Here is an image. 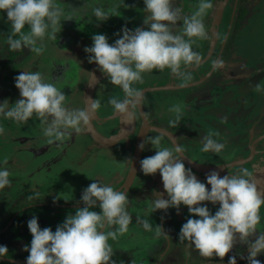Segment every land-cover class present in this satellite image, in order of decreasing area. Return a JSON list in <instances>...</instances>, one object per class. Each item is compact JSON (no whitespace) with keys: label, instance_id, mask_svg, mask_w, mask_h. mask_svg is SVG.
I'll return each instance as SVG.
<instances>
[{"label":"flooded vegetation","instance_id":"1","mask_svg":"<svg viewBox=\"0 0 264 264\" xmlns=\"http://www.w3.org/2000/svg\"><path fill=\"white\" fill-rule=\"evenodd\" d=\"M115 1L116 4L114 0H111V2L104 1L105 3L100 6L97 2L96 4L87 5L82 4L81 0H54L55 5L63 10L61 22L57 25L54 36L57 35L58 38L60 36L62 43L65 45H59L56 42L50 44L49 42H43L42 39H37L33 45L35 51L32 58L38 57L39 64L30 61L32 58L28 52L31 48H27V54L20 49L12 50L9 48L8 38L9 33L12 34L11 24H0V59H6V55L9 56L11 53H15L10 65L0 69V90L6 92L9 96L7 101L10 100V103L11 101L15 103L16 100L21 98L19 89L15 86V77L18 74L40 71L46 82L54 83L65 94V107L70 110L83 109L85 106L84 91L88 81L93 78L92 73H95L97 79L93 78L95 86L92 97L100 105L88 126L78 132L72 131L63 140L52 143H49V138L44 135L43 128L45 125L41 123V119L37 116L31 117L25 123L15 120V124L10 123V129L6 127L7 131H3L2 136H0V140L6 141L7 145L16 142L10 156L4 159L5 164L9 167L6 169L10 170L9 179L11 183L7 188L0 189V194L3 195L2 201L8 202V206L9 203H12L10 207L18 203L21 205L22 210L34 208L33 216L35 217L38 216V212L43 214L45 211L51 210L54 216L55 213H58V210H66L67 212L65 211L62 215L66 218L70 214L74 215V211L78 210L66 206L83 205V202L80 201L83 189L98 180L103 184L112 186L114 190L126 191L128 196L126 210L132 216V222L129 224L126 233L123 235L118 234L115 240L110 237L108 239V244L113 250L112 259L116 261V264H120L118 258L124 260L127 258L128 264H228L229 256L233 255L236 256L237 264H248L247 260L242 259V257L248 255V248L247 245L239 241L238 234L233 248L225 255L223 260L218 257H202L189 242L178 239L182 224L190 216L187 206L181 205L179 210L170 207L167 210L152 211V199L156 198L158 194L162 193L163 198H168L159 171L156 174L144 175L140 169V161L145 157L154 155L156 152L155 146L147 143L145 149L141 150L136 166L132 168L131 165L139 135L144 129L146 132L144 141L148 137L162 135V146L173 149L177 143L182 146L184 153L181 154V158L184 160L186 168H191L197 179L202 182L206 181V175L212 170L219 171L222 177L229 172L236 174L240 168H246L252 173L251 179H253L255 173L264 168V106L258 107L261 98L257 97L255 99L251 95L258 90L262 95L264 93V60L260 57L262 48L260 44L264 40V0H211L212 6L207 9L206 14L203 16V23L208 13L215 14L213 21L216 23L228 15V32L233 37L235 36V40L231 44L229 52L227 51V44L219 45L215 62L211 63V67L216 72L214 75L206 79L205 74L199 76V80H194V82L201 81V83L191 87V90L196 91L192 95L194 93L196 95L192 96L194 99H189L187 104L194 103V105L190 106L189 111L183 109L182 113H185V119L181 121L175 117L171 118L163 115V111L170 108L167 102L172 101L171 104L176 102L175 96H170L167 93L177 92L180 84H173L170 77L172 85L165 84V86H162L164 83L159 81L158 75L161 71L157 69L143 73L142 80L133 85L142 92V103L133 110L131 119L128 116L114 113L112 106L108 103L109 99L113 97L123 99L124 93L119 86L112 84L106 75L98 70L95 62H88L87 57L89 54L84 51V48L92 45L93 34L91 32L106 34L105 31H107L108 36L111 34L118 38L117 34L120 33L122 27L127 26L129 29L140 27L141 24H144V17L147 15L143 11V0H124V3L123 0ZM198 3L199 0H174V6L181 8L182 14L188 16L198 8ZM241 6L245 7L246 10L243 20L244 25L239 31L235 32L233 31V23L239 12H242ZM95 8H101L111 14L110 17L106 21H97L93 13ZM22 31L24 33L29 32L28 26L26 25ZM173 31L175 30L173 29ZM210 33L211 38L214 37L216 28L212 27ZM48 34L50 32L45 35ZM244 37H247L248 40H244ZM204 39L201 38L199 46L196 48L201 58H203L205 50L211 48L210 44L214 40L212 38L210 43L204 44ZM255 42L257 45H253ZM49 48L53 50V53H48ZM248 48L250 50L246 52ZM22 54L27 55V60L25 55L23 58ZM256 54L259 55L256 56ZM49 59L54 60V62L69 59L74 63L72 62L68 66H61L56 63L54 66L41 65V62ZM244 62L252 70V78L256 79L250 84L245 79H239V73L242 72L239 65ZM15 64L18 65L15 66ZM232 65L237 71L236 75L229 73ZM13 68L15 70L14 76L11 70ZM9 71L10 75L7 79ZM73 72L76 73L75 76L72 75ZM172 75L170 74V76ZM212 77L218 79L215 86L224 85L216 93L218 102L215 105L209 100L211 90L215 86L207 88L203 85ZM61 79L64 81H61ZM187 84L191 85L190 82ZM200 86L205 87L202 92L197 91ZM227 91V94L235 93L233 97L236 101V107H239L238 113H234L237 114L235 116L231 115L233 110L222 106L225 105L226 99L221 102V98L224 96L223 92ZM250 91L252 93H249V97L246 96ZM225 96L228 98L227 95ZM200 108L202 109L199 115L192 116L191 112ZM256 108H259V113L254 115L253 112ZM227 111H230V113H227ZM145 114H147V117ZM238 116H241L242 119ZM222 117L233 118V123L229 120L223 122ZM178 124H181V126H178ZM257 125H262V127L258 129ZM256 126L257 130H255ZM205 135H211L218 142L223 143L225 145L223 150L219 153L201 151L202 138ZM110 136L117 137L116 143L110 147L100 146L97 140L101 137ZM228 152H230V156L225 157ZM19 153L25 157V170L23 171L22 168H14L18 161L16 155ZM239 159H244V161L239 162ZM223 163L225 164L223 165ZM0 166H2V162ZM11 170H16L19 174L16 175L15 171ZM21 173L24 177L20 175ZM30 173H34V175ZM34 176L36 178L37 176L40 177V182L39 180L32 182ZM66 177L72 178L69 186L59 182L60 179L63 180ZM17 181H21L20 187L22 189L17 191L18 194L16 193L13 198H7V189L15 186ZM34 183L35 186L30 188L29 185ZM62 186L68 189L66 199L61 197L60 189L63 188ZM24 187L27 189H23ZM35 188H44L46 191L40 196L41 193L38 195ZM207 188L210 190L211 186L207 185ZM58 195L60 198L54 203L53 198ZM203 204L207 205L211 214H215L219 207L218 203L214 205L205 201ZM8 206L7 208H1L3 214H6L7 209L10 208ZM94 210L100 211L98 207ZM17 213L18 211L9 222H13ZM258 214L260 223L257 225V234H259V231H264V205H261ZM63 217L58 221L57 219L60 216L58 218L54 217V221H51L54 227L53 231L59 224L63 223L65 220ZM41 218H45H38V220L44 222L41 226L43 227L49 221L45 215ZM138 218L140 221L148 220L152 225V229H144L142 223L138 222ZM1 222L0 217V224ZM10 224L4 226V230L1 229L0 232L7 230ZM24 226L26 228L27 224ZM159 226H161L164 234L157 236L156 231ZM117 228L116 225H106L102 230L107 233ZM249 239H255V236H251ZM27 245L30 246V244ZM181 246L183 247L182 255L179 254V258H174L173 256L178 253ZM163 251L164 254L158 258ZM257 258L264 262V252L258 255ZM180 260L185 261L181 262Z\"/></svg>","mask_w":264,"mask_h":264},{"label":"clouds","instance_id":"2","mask_svg":"<svg viewBox=\"0 0 264 264\" xmlns=\"http://www.w3.org/2000/svg\"><path fill=\"white\" fill-rule=\"evenodd\" d=\"M143 3V11L147 13L145 28L124 26L120 30L122 34L118 33L119 38L111 44L105 34H95L92 45L84 48L89 54L88 62H95L98 70L124 93L123 99H109L114 113L130 119L133 110L142 103V92L133 85L142 80L143 73L168 68L173 74L182 75V64L200 63V55L192 48L193 38H206L203 16L212 6L211 0H199L198 8L188 16L174 6V0H143ZM0 12H6L11 24L8 46L19 50L31 48L46 33L54 35L63 10L54 0H0ZM93 13L97 21H106L111 15L101 8L93 9ZM177 22H182V26L173 32ZM26 25L29 32L24 33L22 30ZM16 34H20V38H14ZM92 76L97 79L95 73ZM15 86L21 98L11 108H7L6 101L0 103V115L27 122L35 114L45 125L43 133L49 143L61 141L72 131L78 132L88 126L100 106L89 97L86 108L68 109L65 94L54 83L46 82L40 71L21 72L15 77ZM173 110L179 112L180 108L176 106ZM162 138V135L148 137L138 146L140 150H144L147 143L155 146V154L143 158L140 169L144 175L159 171L168 197L163 198L161 193L152 199V211L170 207L179 210L181 205L187 206L190 216L180 228V241L189 242L202 257L223 260L233 248L238 234L239 241L248 248V255L242 259L248 264H261L256 257L264 252V231L257 234V225L264 193L251 179L252 173L240 168L236 174L229 172L221 177L219 171L212 170L202 182L191 168H186L181 158L183 147L178 143L174 149L164 147ZM202 145L203 152L219 153L225 147L211 135L202 138ZM9 175L6 168L0 167V189L11 183ZM207 185L211 186L210 190ZM59 198V195L54 197L53 202ZM80 201L84 206L74 215H68L55 231L50 227L41 228L35 216L27 222L32 240L30 246H24L29 252L26 264H116L108 239L115 240L118 234L126 233L132 222V216L126 210V191L114 190L97 180L83 189ZM205 201L219 204L215 214L203 204ZM97 207L99 212L94 210ZM138 222L144 229H152L148 220L138 218ZM106 225L118 228L105 233L102 229ZM162 234L159 226L156 235ZM251 236L255 239L250 240ZM8 253V247L0 245V257ZM228 264H237L236 256H229Z\"/></svg>","mask_w":264,"mask_h":264},{"label":"rangeland","instance_id":"3","mask_svg":"<svg viewBox=\"0 0 264 264\" xmlns=\"http://www.w3.org/2000/svg\"><path fill=\"white\" fill-rule=\"evenodd\" d=\"M220 5V4H219ZM214 8L215 9H217L216 8V6H214ZM214 15L215 14H210V13H208L207 14V16H206V20L204 21V25L206 26V38L204 39V44H207V43H210L211 41V39L213 38L214 40L211 42V48L210 49H207V50H205V52H204V56H203V58H201V60H200V63L198 64V65H191V66H184L183 64L181 65V70H182V75H177V74H173L172 72H171V70L170 69H168V68H166V69H164L163 71H161L160 73H158V75H159V81L161 82L162 81V83H164V85H162V86H165V84H167V85H172V83L170 82V77H171V79L173 80L172 82H173V84H180V87H179V90L177 91V92H175V93H167V94H169L170 96L172 95L173 97L175 96V100H176V102L174 103L173 102V104H171L170 102H172V101H170V102H167L168 103V106L170 107V108H168L166 111H163V115H165V116H167V117H171V118H177L179 121H181V120H183V119H185V113L183 114L182 112H183V109L185 110V111H189L190 110V106H193L194 105V103H192L191 105H189V104H187V101L189 100V99H194L192 96H194V95H196L195 93H194V95H192L193 94V92H196L195 90H191L192 88L190 87V88H185L188 84L187 83H189L190 82V84L192 83V82H194V80H197L198 78H199V76L201 77L202 75H205L206 74V72H207V74H208V72H209V70H210V68H211V63H214L215 62V57H216V54H217V52H218V48H219V45H221V44H227L226 45V47H227V51L229 52L230 50H229V48H230V46H231V44H233L234 43V40H235V36L233 37V35H231L229 32H228V25H229V16L228 15H226L225 16V18L222 20V19H220L219 20V22H218V25H217V27H215V26H212V23L214 22L213 20H214ZM7 22V23H6ZM0 24H10V22L7 20V14H6V12H0ZM92 25H94L93 23H92ZM180 26H182V22H177V25H176V27L174 28V30L176 31H179L180 30ZM9 27V26H8ZM140 27L141 28H145L146 27V25L145 24H141L140 25ZM212 27H214V29L216 28V34L214 35V37L212 36V38H211V33H210V29L212 28ZM95 28V27H94ZM87 29V28H86ZM96 29V28H95ZM100 30H104V29H100ZM175 31H173V32H175ZM88 33L90 34V32L88 31ZM105 35L107 36V38H108V42L111 44V43H114V41L116 40V39H118L117 37H115V36H112L111 34L108 36L107 35V31H105ZM91 34H93V35H95V34H98L97 32H91ZM229 34H230V36H229ZM263 34H264V32H263ZM10 35H12V34H10L9 33V36ZM62 36H63V33H62ZM20 38V34H17L16 36H15V38ZM17 38V39H18ZM63 39H65V37H63ZM42 41L43 42H49L50 44H53V43H57V44H59V45H65V44H63L62 43V41H61V38H60V36H59V38L57 37V35H53V34H48L47 36L45 35V37H44V39H42ZM92 43H93V41H92ZM263 43V44H262ZM253 45H257V43L255 42ZM262 45V46H261ZM260 46L262 47L261 48V50H260V53H261V55H260V57L261 58H263V60H264V40H263V42H261V44H260ZM21 51H23V52H25L26 54H27V48H22V49H20ZM34 51H35V48L32 46L31 47V49L29 50V52H28V54H29V56L32 58V54L34 53ZM193 51H195V52H197V49H193ZM226 51V52H227ZM48 53H53V50L52 49H48ZM198 53V52H197ZM26 54H22L23 55V58H24V55H25V58H26V60H27V55ZM257 55H259V54H256V56ZM7 56V59L10 57L11 59H12V57H13V54L11 53L9 56L8 55H6ZM227 58L229 57V55L228 56H226ZM225 57V58H226ZM52 59H54V58H52ZM52 59H49V60H46L45 62H41L42 64L41 65H46V66H54L55 65V63L56 64H58V65H64V66H68V65H70V64H72V62L73 61H70L69 59H65V61L64 60H61V62H54V60H52ZM206 59H208L207 61H205ZM30 61L32 62V63H36V64H39V58L38 57H33L32 59H30ZM206 63H205V62ZM218 62V61H217ZM216 62V63H217ZM16 63V62H15ZM74 63V62H73ZM4 65H5V62L3 63ZM9 64H7V66H8ZM18 64H15V66H17ZM14 66V67H15ZM263 66H264V64H263ZM6 67V66H5ZM234 67V65H232V67L229 69V73H231V74H235L236 75V70L233 68ZM239 67H241V70H242V72L241 73H239L240 74V77H239V79L241 80V79H245L247 82H248V84H250V83H252L253 81H255L256 79H254V78H252V70H250V68H248L247 67V63L246 62H244V63H241L240 65H239ZM217 68V67H216ZM264 68V67H263ZM12 70V72H13V76L15 75V70H14V68L13 69H11ZM53 70V69H52ZM221 70V69H220ZM74 71H76V70H74ZM75 74L76 73H74L73 72V74L72 75H74L75 76ZM170 74H173L172 76H170ZM206 74V75H207ZM9 75H10V71H9V73H7V79H9ZM199 80V79H198ZM218 79H216V78H210V79H208L203 85H205L207 88H212V87H214L215 85H216V81H217ZM61 81H64V80H62L61 79ZM246 82V83H247ZM166 85V86H167ZM9 86H12V85H9ZM224 85H220L219 87H217V86H215L212 90H211V94H210V102H212L213 103V105H215V104H217V102H218V97L216 96V93H218V90L220 89V88H222ZM58 87V86H57ZM234 87V86H233ZM203 88H205V87H203V86H200V87H198V89H197V91L199 92H202L204 89ZM228 93V91L227 92H223V95L224 96H222V98H221V102H223V100L224 99H226V102H225V105H222V106H224V108H229V110H233V112H231V115H237V114H234V113H238V111H239V107H236V104H235V98L233 97V94H235L234 92H232V93H230V94H227ZM225 95H227L228 96V98H226V96ZM252 95V97H254L255 99L257 98V97H259V98H261V100L258 102V104H259V106L258 107H262V106H264V93H263V95H262V93L260 92V90H258L257 92L255 91L253 94H251ZM13 96V95H12ZM7 98H9V96L7 95V93L6 92H3L2 90H0V103H2V102H4V101H6V105H7V108H11L12 106H14V103H12V101H11V103H10V100H8L7 101ZM11 98V97H10ZM254 98H253V100H254ZM171 100V99H170ZM168 101V100H167ZM176 106H179V108H180V111L179 112H176V111H174V110H172V109H174ZM224 108H223V110H224ZM201 109L202 108H200L199 110H197V109H195V111L194 112H191L192 113V116H196V115H199V113H200V111H201ZM225 109V110H226ZM184 111V112H185ZM245 111V110H244ZM190 113V114H191ZM227 113H230V111L228 112L227 111ZM242 113H243V111H242ZM257 113H259V108H256L255 110H254V112H253V114L254 115H256ZM253 115V116H254ZM36 115H33L32 116V118L33 117H35ZM238 117H240V119H242V117L241 116H238ZM222 119V121L224 122H226L227 120H229V121H231V123H233V118H226V117H222L221 118ZM10 123H13V124H15V121L14 120H12V119H8V118H5L4 116H0V129H3V131H5L6 130V127H7V129H10ZM23 123H25V122H23ZM22 123V124H23ZM9 125V126H8ZM178 126H181V124H178ZM177 125H176V127H178ZM258 126V125H257ZM257 126L255 127V130H257ZM262 127V125H259L258 126V129H260ZM209 130H210V128H209ZM3 131L2 132H0V136H2L1 134L3 133ZM7 131V130H6ZM218 132V131H217ZM215 133H216V131H215ZM18 136V135H17ZM21 139V138H20ZM10 145V146H9ZM16 145V142H12V143H10V144H8L7 145V143H6V141H4V140H0V163L2 162V166H0V167H2V168H9V167H7V164H5V161H4V159L5 158H8L9 156H10V154H11V150L14 148V146ZM230 152H228V153H226L225 155V157H229L230 155ZM16 159L18 160L17 161V164L16 165H14V168H22V171L23 170H25V157L23 156V154H18V155H16ZM242 161H244V159H239V162H242ZM21 164V165H20ZM225 163H223V165H224ZM21 166V167H20ZM21 170V169H20ZM9 171V174H10V170H8ZM11 171H15V173H16V175L17 174H19V172L18 171H16V170H11ZM33 172V171H32ZM262 173V172H261ZM260 173V171H258L257 173H255V175L252 177L253 179H257L258 178V176L261 174ZM30 174H33L34 175V173H30ZM20 175H22L23 176V174L21 173ZM10 176V175H9ZM36 176V175H35ZM33 177V179H32V182H37V180H39V182H40V177H38L37 176V178L36 177ZM24 177V176H23ZM71 179L72 178H70V177H66V178H64L63 180L62 179H60L59 180V182H61L62 184H65V186H69V185H71ZM27 182H28V180H27ZM19 183V184H18ZM20 183H21V181L19 182V181H17L16 182V185L15 186H12V187H10V188H8L7 189V198H9V199H11V198H13L14 196H16V193H17V191H20V189H22V187H20L21 185H20ZM16 186H17V188H16ZM35 186V183L32 185H29V187L31 188V187H34ZM65 186H62L63 188H61L60 189V192H61V197H62V199H66L67 197H68V194L66 193V192H68V189H67V187H65ZM8 186H6L5 188H7ZM23 189H27V188H23ZM35 190H36V192H38V195L40 194V196L41 195H43L44 193H45V191H46V189H36L35 188ZM18 194V193H17ZM21 197V196H20ZM2 198H3V195L2 194H0V205H3L4 206V208H7V206H8V202H3L2 201ZM12 205V203H9V206L8 207H10ZM41 205V204H40ZM64 208V207H63ZM66 210H58V213H55L56 215H54L53 216V212L51 211V210H47V211H45L43 214L42 213H40V212H38V218H40V219H45V218H41L43 215H45V217L46 218H48V224H47V222H46V224L43 226V227H41V228H44V227H50L51 229H53L54 227L52 226V224H51V221H54L53 219H54V217H56V218H58V216H60V218L59 219H57V221L58 220H60L63 216V214H64V212H65ZM67 212V211H66ZM47 213V214H46ZM71 215V214H70ZM0 217H1V219L3 220L5 217H6V215L5 214H3L2 213V210H1V208H0ZM64 218V217H63ZM65 219V218H64ZM47 220V219H46ZM61 222V221H60ZM51 224V225H50ZM27 228V227H26ZM4 230V229H3ZM2 230V231H3ZM27 231L28 232H26L23 236H21V237H19L18 239H15V240H10V239H8V238H4V237H2V238H0V241L2 242V243H4L5 245H8L10 248L11 247H16L17 248V250L18 251H23L24 250V246L25 245H27V244H30V242H31V240H32V235H31V233H30V231H29V229H27ZM187 246H189V247H192L191 245H187ZM175 249H176V247H175ZM182 249H183V247L181 246L180 248H179V250H178V253H176L173 257L174 258H179V254H180V256L182 255L181 253H182ZM165 251V250H164ZM164 251L163 252H161L160 253V255L158 256V258L160 257V256H162L163 254H164ZM11 255H13V253L11 254ZM28 255H29V252L28 251H25L24 252V256H26V257H28ZM200 255V254H199ZM256 259H258L257 257H256ZM118 260L120 261V264H128V262L129 261H127V258H126V260H124V259H120V258H118ZM186 260V259H185ZM185 260H180L181 262H183V261H185ZM215 260H218V259H215ZM0 264H10V263H8V261H6V260H1V258H0ZM12 264V263H11ZM178 264H181V263H178ZM261 264H264V262L263 261H261Z\"/></svg>","mask_w":264,"mask_h":264},{"label":"trees","instance_id":"4","mask_svg":"<svg viewBox=\"0 0 264 264\" xmlns=\"http://www.w3.org/2000/svg\"><path fill=\"white\" fill-rule=\"evenodd\" d=\"M109 1L111 2V0H81L82 4H97L102 6L105 2ZM113 1V0H112ZM115 4L116 1L114 0ZM242 7V8H241ZM241 10L242 12H239V14L237 15L234 23H233V31L237 32L239 31L242 27H243V20L245 18L246 15V10L245 7L241 6ZM194 39V43L192 45L193 49H196L199 46V42L201 41V38H193ZM13 56L15 55V53H12ZM11 58L9 57L7 59H0V69L2 68H6L7 64L10 65L11 62ZM5 62V65L3 64ZM6 66V67H5ZM4 207L3 205H0V208ZM16 211H18V213L16 214L13 222L10 224V226L8 227L7 230L0 232V238L4 237V238H8L10 240H15L18 239L19 237H21L23 234H25V231L28 229L25 228L24 225L27 224V222L33 217V211L34 208H30V209H26V210H22L21 209V205H19L18 203L15 204L14 206L10 207L9 209H7L6 211V217L2 220L1 224H0V230L4 228V226H6L9 222V220L12 218V216L16 213ZM38 223L40 225V227L44 224V222L42 220H38ZM28 232V231H27ZM0 245H5L4 243H2L0 241ZM8 247L9 253L7 256V258H27L26 256H24V252L25 250H21L18 251L16 247H9L8 245H6ZM13 253V255H11Z\"/></svg>","mask_w":264,"mask_h":264},{"label":"water","instance_id":"5","mask_svg":"<svg viewBox=\"0 0 264 264\" xmlns=\"http://www.w3.org/2000/svg\"><path fill=\"white\" fill-rule=\"evenodd\" d=\"M218 23L216 22H213L212 23V26H215L217 27ZM214 28V27H213ZM208 59H206L205 61H207ZM204 61V62H205ZM216 72H214V68L211 67L208 74L206 75V79L209 78L211 75H214ZM205 80V79H204ZM201 81H196L194 82L193 84L191 85H187L185 88H190V87H193V86H196L198 84H200ZM94 86H95V80L93 78H91L89 81H88V84L86 85V89L84 91V102H85V106L84 108H86L88 106V99L89 97L93 98L92 97V94H93V90H94ZM146 132L144 131V129L141 131L140 135H139V138H138V141H137V145H136V149H135V153H134V157H133V160H132V168H134L137 164V162L139 161V158H140V154H141V150L140 148L138 147L139 144L141 142L144 141V138H145V134ZM99 143H100V146H104V147H110L112 145H114L117 141V137L114 136V137H101V139L97 140ZM261 173V172H260ZM256 184H257V187H258V190H260L261 192L263 191V187H264V170L262 171V173L258 176L257 179H254L253 180ZM84 205H80V206H66L67 208H74L75 210L76 209H79L80 207H83ZM76 212V211H74ZM11 223V221L8 223V225ZM1 259L3 260H6L8 262H13V263H26V259H20V260H15V259H11V258H7V257H0Z\"/></svg>","mask_w":264,"mask_h":264},{"label":"crops","instance_id":"6","mask_svg":"<svg viewBox=\"0 0 264 264\" xmlns=\"http://www.w3.org/2000/svg\"><path fill=\"white\" fill-rule=\"evenodd\" d=\"M245 39L244 40H248V38L247 37H244ZM250 41V40H249ZM248 47V46H247ZM246 47V48H247ZM249 50H250V48H248L247 50H246V52H249ZM206 87V86H205ZM237 89V88H236ZM237 91V90H236ZM237 92H239V91H237ZM237 92H236V94H237ZM249 93H252V91H250V92H248L247 93V95L246 96H248L249 97ZM264 170V168L260 171V172H262ZM252 180H254V179H252ZM263 193H264V187H263Z\"/></svg>","mask_w":264,"mask_h":264}]
</instances>
